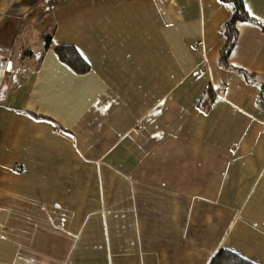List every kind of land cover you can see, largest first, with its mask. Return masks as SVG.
I'll list each match as a JSON object with an SVG mask.
<instances>
[{
	"label": "crops",
	"instance_id": "crops-1",
	"mask_svg": "<svg viewBox=\"0 0 264 264\" xmlns=\"http://www.w3.org/2000/svg\"><path fill=\"white\" fill-rule=\"evenodd\" d=\"M243 1L227 68L231 1L0 0V264H264V0Z\"/></svg>",
	"mask_w": 264,
	"mask_h": 264
},
{
	"label": "trees",
	"instance_id": "trees-1",
	"mask_svg": "<svg viewBox=\"0 0 264 264\" xmlns=\"http://www.w3.org/2000/svg\"><path fill=\"white\" fill-rule=\"evenodd\" d=\"M228 2H233L236 8L235 14L231 17L230 21L224 26V32L228 35L227 45L221 50V61L224 67L231 68L228 59L229 54L235 45V40L237 38L238 32L236 29V22L238 20H249L250 16L248 14L247 8H245L243 0H226ZM47 45L50 43L51 36H47ZM56 52L65 64L70 66L75 72L79 74L87 73L91 70L90 64L81 55L80 51L73 45H63L56 49ZM212 87L206 90V94L210 96L214 93ZM261 104H264V100L261 99ZM210 264H255L249 259L242 255L234 252L231 249L222 247L218 250L214 258L211 260Z\"/></svg>",
	"mask_w": 264,
	"mask_h": 264
},
{
	"label": "water",
	"instance_id": "water-1",
	"mask_svg": "<svg viewBox=\"0 0 264 264\" xmlns=\"http://www.w3.org/2000/svg\"><path fill=\"white\" fill-rule=\"evenodd\" d=\"M8 67L7 59L3 56L0 57V82L2 80V69H5V67Z\"/></svg>",
	"mask_w": 264,
	"mask_h": 264
}]
</instances>
